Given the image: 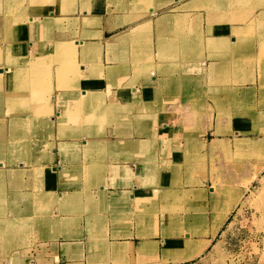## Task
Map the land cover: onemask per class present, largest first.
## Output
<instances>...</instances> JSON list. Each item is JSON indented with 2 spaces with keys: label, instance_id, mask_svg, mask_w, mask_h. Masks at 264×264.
I'll list each match as a JSON object with an SVG mask.
<instances>
[{
  "label": "crops",
  "instance_id": "0c3cea01",
  "mask_svg": "<svg viewBox=\"0 0 264 264\" xmlns=\"http://www.w3.org/2000/svg\"><path fill=\"white\" fill-rule=\"evenodd\" d=\"M216 1L0 0V264L212 246L234 204L214 232L211 161L264 131V15L214 22Z\"/></svg>",
  "mask_w": 264,
  "mask_h": 264
},
{
  "label": "rangeland",
  "instance_id": "374dc122",
  "mask_svg": "<svg viewBox=\"0 0 264 264\" xmlns=\"http://www.w3.org/2000/svg\"><path fill=\"white\" fill-rule=\"evenodd\" d=\"M214 8V22L252 24L256 15H264V0H217ZM255 140L256 148H247L252 147L247 143L236 146L246 148L241 152L220 148L211 161L215 171H221L214 184L218 189L225 186L231 203L213 216L214 232L234 205L212 246L187 264H264V131L256 133ZM221 173L224 180L218 178ZM7 238L0 235V248Z\"/></svg>",
  "mask_w": 264,
  "mask_h": 264
},
{
  "label": "bare ground",
  "instance_id": "6f19581e",
  "mask_svg": "<svg viewBox=\"0 0 264 264\" xmlns=\"http://www.w3.org/2000/svg\"><path fill=\"white\" fill-rule=\"evenodd\" d=\"M7 229H8V228H7ZM9 229H10V228H9ZM9 229H8V230H9Z\"/></svg>",
  "mask_w": 264,
  "mask_h": 264
}]
</instances>
